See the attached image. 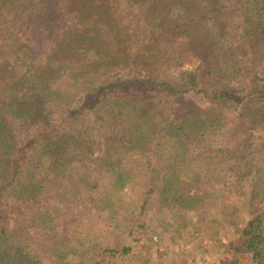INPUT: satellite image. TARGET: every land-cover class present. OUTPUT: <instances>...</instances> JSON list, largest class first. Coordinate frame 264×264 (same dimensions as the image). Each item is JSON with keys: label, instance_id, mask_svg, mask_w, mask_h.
<instances>
[{"label": "trees", "instance_id": "trees-1", "mask_svg": "<svg viewBox=\"0 0 264 264\" xmlns=\"http://www.w3.org/2000/svg\"><path fill=\"white\" fill-rule=\"evenodd\" d=\"M67 3L0 0V264H119L132 248L103 226L133 229L115 195L141 180L205 220L264 147V0ZM94 120L99 135L83 128ZM221 135L235 160L210 151ZM242 207L248 221L210 211L213 235L227 264H264V217L251 213L264 189Z\"/></svg>", "mask_w": 264, "mask_h": 264}, {"label": "rangeland", "instance_id": "rangeland-1", "mask_svg": "<svg viewBox=\"0 0 264 264\" xmlns=\"http://www.w3.org/2000/svg\"><path fill=\"white\" fill-rule=\"evenodd\" d=\"M68 8L67 0H62V9L67 12ZM65 15L67 16V13ZM188 68L196 69L197 65L185 67V69ZM174 74L176 75V73ZM213 84L214 82L210 81L206 88L211 89ZM185 101V109L191 111H198L204 103L200 95L189 96ZM166 106L167 104L164 103V113H166ZM233 110L234 108L228 109L230 112H234ZM99 123L95 120L86 121L83 128L84 130L92 129L93 132L99 126ZM102 132L103 129L96 130L97 135ZM229 138V136H218L216 138L218 141H212L210 146L211 152L227 161L237 158L233 150L225 147V142ZM97 142L101 143L100 141ZM167 153V151L164 152V155ZM249 157V160L255 164V169L247 178V182L243 186L240 185V187L231 185V183L228 188L214 194L208 211L209 214L207 212L205 220L201 219L203 217L202 212L190 214L180 209L168 208L167 204L159 198L158 192H150L151 189L149 190L145 186L146 183L141 180L137 181L136 185L131 189L129 188L130 190L126 193L115 195V201L121 205L120 208L122 209L115 217L117 223L128 219L123 225L133 229V234L130 235L127 233L129 230H124L122 224L113 229L105 228L106 225L103 226L104 236L111 243L120 247L128 246L132 248V251L125 255L119 264H227L231 256L228 254V250L222 247L221 242H227L228 240L224 236L219 239L213 235L211 227L213 225L212 217L214 216H211V214L214 213L221 217L220 213H233L235 209H238L239 216L246 217L247 221L251 219L242 204L244 199L249 198L252 190L261 191V189H264V147L256 148L255 153ZM214 177L218 178L219 175L216 174ZM222 177L223 175H220V179L223 180ZM213 183V180H211V187H213ZM223 183L224 181H222ZM251 213L264 217V209L260 207L254 209ZM62 214L64 215V213ZM104 224L106 223L104 222ZM233 228L232 224L229 223L223 225L225 231ZM262 229L264 230V228ZM234 238L236 239V237H230V239ZM202 243L207 245L220 243L218 253H212V250H209L210 252L207 254L198 253L197 249ZM257 259L258 256L255 257V260Z\"/></svg>", "mask_w": 264, "mask_h": 264}]
</instances>
